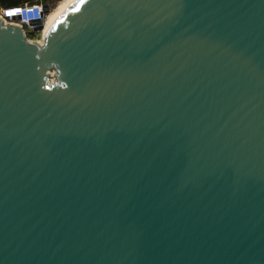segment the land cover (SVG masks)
Masks as SVG:
<instances>
[{"label": "water", "instance_id": "1", "mask_svg": "<svg viewBox=\"0 0 264 264\" xmlns=\"http://www.w3.org/2000/svg\"><path fill=\"white\" fill-rule=\"evenodd\" d=\"M0 264H264V0L0 19Z\"/></svg>", "mask_w": 264, "mask_h": 264}, {"label": "built area", "instance_id": "2", "mask_svg": "<svg viewBox=\"0 0 264 264\" xmlns=\"http://www.w3.org/2000/svg\"><path fill=\"white\" fill-rule=\"evenodd\" d=\"M48 6L41 0L32 3H22L11 7H0V19L6 25L15 24L21 28L28 41L42 39V31L35 32V23L46 18L43 7ZM49 8V7H48ZM50 10V8H49Z\"/></svg>", "mask_w": 264, "mask_h": 264}, {"label": "bare ground", "instance_id": "3", "mask_svg": "<svg viewBox=\"0 0 264 264\" xmlns=\"http://www.w3.org/2000/svg\"><path fill=\"white\" fill-rule=\"evenodd\" d=\"M74 0H62L56 5L53 11L47 16L46 23L42 31V40L46 34L47 27L52 25L63 13V11L73 2ZM45 22V20H44ZM41 44V43H38Z\"/></svg>", "mask_w": 264, "mask_h": 264}, {"label": "trees", "instance_id": "4", "mask_svg": "<svg viewBox=\"0 0 264 264\" xmlns=\"http://www.w3.org/2000/svg\"><path fill=\"white\" fill-rule=\"evenodd\" d=\"M35 1L37 0H0V7H11L22 3H32Z\"/></svg>", "mask_w": 264, "mask_h": 264}, {"label": "rangeland", "instance_id": "5", "mask_svg": "<svg viewBox=\"0 0 264 264\" xmlns=\"http://www.w3.org/2000/svg\"><path fill=\"white\" fill-rule=\"evenodd\" d=\"M41 1L44 2L46 5H48V7L50 8V12L46 15V18H45V22H44V25H45L47 16L53 11L56 5L60 3L62 0H41ZM37 43H42V39L38 40Z\"/></svg>", "mask_w": 264, "mask_h": 264}]
</instances>
